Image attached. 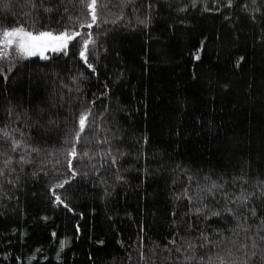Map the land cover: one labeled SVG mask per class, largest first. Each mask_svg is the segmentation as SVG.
<instances>
[{"label":"trees","instance_id":"obj_1","mask_svg":"<svg viewBox=\"0 0 264 264\" xmlns=\"http://www.w3.org/2000/svg\"><path fill=\"white\" fill-rule=\"evenodd\" d=\"M147 2L136 0V13L130 5L123 20L92 30L98 33L90 55L95 74L79 59V46L70 45L68 56L17 60L7 83L0 76V128L26 130L44 160L35 175L32 165H23L15 186L5 182L0 188V223L25 225L29 207L41 215L47 241L35 247L36 263L80 264L59 255L60 235L75 237L89 264H169L176 258L198 264L189 257L217 250L212 243L199 247L201 231L213 242L217 233L239 239L231 217L204 219L189 209L201 206L198 184L206 183L205 175L223 177L233 193L241 188L232 183L235 176H246L248 191L264 180V0H233L232 7L227 0H207L209 11L201 0L195 7L192 0H151V10ZM67 6L72 14L81 11ZM28 12L44 17L36 25L57 24L27 0H0V24H31ZM120 13L113 0L104 16L112 21ZM146 13L147 27L138 22ZM85 106L94 108L103 130H86L76 147L89 156L73 160L76 178L56 190L69 211L54 203L50 188L59 177L52 173L71 178L67 152ZM104 138L110 143L99 142ZM109 148L124 153L115 166L105 159ZM0 151V160L13 157L9 167H21L2 136ZM253 200L264 216V197ZM202 203L215 206L211 197ZM189 239L194 250L186 246Z\"/></svg>","mask_w":264,"mask_h":264},{"label":"snow or ice","instance_id":"obj_2","mask_svg":"<svg viewBox=\"0 0 264 264\" xmlns=\"http://www.w3.org/2000/svg\"><path fill=\"white\" fill-rule=\"evenodd\" d=\"M24 3L25 0H20ZM198 0H192V6L195 7ZM205 4L204 11H209L207 8V0H201ZM256 3V0H252ZM113 3V0H27L28 6L33 10L42 11L49 19L55 20L57 24L61 21H65L61 25L59 30H50L45 25L44 28L38 29L36 24L44 17L33 15L32 12L25 13L31 19V24L27 21L22 22L11 28L0 29V76L3 77L4 82L7 83L9 74L17 67V60H27L32 57H39L41 60H48V52H53L64 56H68L70 45L72 48L79 46L78 56L85 64L87 69L93 74L96 73V68L90 60V55L94 54L96 46V37L98 33H94L92 30L98 29L101 23H117L118 20H123V9L132 6V12L136 13L138 9L135 7L136 0H119V6L121 7V13L116 20L109 21L104 16L105 9H108L109 5ZM233 0H227V7H232ZM68 4L76 7L79 5L81 11L77 14H72L68 8ZM63 5V7H61ZM115 6V5H114ZM145 7L149 10L155 8V4L148 0ZM245 7H247L245 5ZM179 11H186V8H180ZM49 14H54L49 16ZM90 17V19H89ZM149 15L145 14L143 19L138 18V22L147 27ZM87 29L88 31H83ZM75 42V43H73ZM199 59V55L196 56ZM75 83V80L73 81ZM105 92L103 95H106ZM96 100H91L90 105H95ZM107 109H105L106 111ZM12 115V109H9V116ZM77 128L73 132L72 147L67 152V170L71 173V178H62L63 174L57 170H53V176L59 177L56 182L51 186L50 191L54 195V203L62 205L72 211L70 206L61 199L57 189H64L66 185L70 184L72 179L77 176V171L73 167V160L83 159L88 157L89 153L84 151L82 156L78 154L76 145L79 144L87 131H101L100 125L95 120V110L91 106H85L80 111L77 117ZM12 132H18L19 136L11 135L7 126L0 128V136L5 138L8 143L11 152H19L16 163L21 165L19 169L15 167H9L13 163V157L7 156L0 160L3 166H0V188L6 182L9 185L15 186L20 175L25 174L23 165H32L33 175L36 174L38 166L44 164V160L40 158L39 153L41 148L35 147L28 142L24 137L26 133L20 129H12ZM116 135L115 133L113 134ZM100 143H110L108 138L101 139ZM65 143H68L67 139ZM144 143H147L145 138ZM36 154V158L32 157V154ZM124 153L119 149L113 150L109 148L106 152L105 159H110L111 166L117 164L119 156ZM5 157V153L0 151V158ZM95 159V157H90ZM57 164L59 161L56 162ZM93 168L96 165H92ZM15 173V176L13 174ZM44 175H49L45 172ZM194 176H187L189 182L194 181ZM206 182L203 185L198 184V188L204 195L201 199V206L195 209H189L190 212H194L197 216H203L204 219H211L212 217H231L235 221V227L232 235L239 237V239H233L232 237L224 238L220 233H217L218 239L210 241L209 236L201 231L199 239L202 243L200 248H205L208 244L212 243L213 247L217 250L215 254L208 252H202L199 257L192 255L190 260H197L198 264H264V216H258L257 208L253 197L257 199L264 197V180L258 181L257 191H248L243 186L248 184V179L245 175L235 176L232 178V183L239 182L241 184L240 191L233 193L231 190H226V185L229 181L223 177L213 179L208 175L203 177ZM184 198L188 199L189 204L192 203L193 198L189 195L188 188L183 190ZM211 197L215 201V206L208 203H202L204 199ZM180 197L178 196L177 199ZM175 215V213H173ZM254 219L252 224H249V219ZM240 233H243L241 236ZM55 236V233H53ZM175 243V240L170 241ZM101 244L103 241L100 242ZM223 245V247H217ZM64 242H61V250H63ZM187 248L194 250L197 247L194 239L187 241ZM180 251V249H177Z\"/></svg>","mask_w":264,"mask_h":264},{"label":"rangeland","instance_id":"obj_3","mask_svg":"<svg viewBox=\"0 0 264 264\" xmlns=\"http://www.w3.org/2000/svg\"><path fill=\"white\" fill-rule=\"evenodd\" d=\"M20 23L21 22L18 23V21L3 22L0 24V29L11 28L12 26H16ZM36 27L41 29L44 28L45 25H36ZM47 28L50 30H58L57 28L60 27L56 24L47 26ZM46 55L49 57H59L63 54L48 52ZM36 58L40 59L38 56ZM20 130L26 133L24 138L28 140V132L23 129ZM10 134L17 137L19 136L18 132H13ZM20 151H22V149L17 151L18 154ZM32 210L33 208H28L27 222L23 226L15 228L11 225L5 226L4 224L0 223V264H41L42 261H38V263H36L37 257H35V247L39 243L46 242L47 235L44 233L45 228L43 227V224L40 220L41 215L36 211L32 212ZM91 218H95V215H92ZM59 239V255L62 254L64 259L75 257V259H77L80 264H89L88 256H86L82 250L77 248L75 237L71 236L69 238V235H60ZM61 242H64L63 250H61ZM108 246H112L111 241L108 242ZM95 253L98 254V251ZM81 256L83 257L82 261L81 259L79 260ZM182 262L183 260L178 258L173 261L169 260V264H181ZM186 263L187 262H183L182 264Z\"/></svg>","mask_w":264,"mask_h":264}]
</instances>
